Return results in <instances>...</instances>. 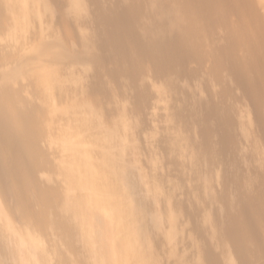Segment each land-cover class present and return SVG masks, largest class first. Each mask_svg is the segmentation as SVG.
<instances>
[{
  "label": "bare ground",
  "instance_id": "6f19581e",
  "mask_svg": "<svg viewBox=\"0 0 264 264\" xmlns=\"http://www.w3.org/2000/svg\"><path fill=\"white\" fill-rule=\"evenodd\" d=\"M39 1L47 6L60 2ZM31 2L0 0V264H155L157 253L177 241L188 251H172L175 264H264L263 177L228 180L222 175L214 189V164L238 168V162L222 150L219 160L212 157L211 126L192 135L185 121L160 139L173 156L185 152L186 159L204 162L205 189L190 212L189 233L180 226L183 211L173 200L175 189H166L162 179L138 175L131 162L115 157L122 131L126 149L137 151L129 139L143 121L118 124L106 137L108 146L98 149L100 163L93 151L72 141L61 143L57 160L47 129L49 113L54 118L67 114L59 102L78 90L101 93L106 101L116 97L117 85L100 84L105 71L117 82L123 76L135 79L146 65L162 74L182 71L192 61L242 42L243 34L232 37L226 30L230 17H249L264 26L263 0H72L68 11L75 23L61 16L57 20L63 28L87 26L80 34L81 48L70 51L60 40L43 41L34 49L36 59L44 61L37 70L19 50L36 30ZM74 65H82L83 73ZM162 93L174 98L172 108L166 106L171 111L183 106L166 88ZM251 93L253 119L260 124L264 94L254 88ZM148 94L136 95L135 110L145 105ZM113 111L107 108L103 116ZM101 120L87 124L99 127ZM208 206L205 224L194 221L193 215ZM225 244L232 252L223 259Z\"/></svg>",
  "mask_w": 264,
  "mask_h": 264
},
{
  "label": "rangeland",
  "instance_id": "374dc122",
  "mask_svg": "<svg viewBox=\"0 0 264 264\" xmlns=\"http://www.w3.org/2000/svg\"><path fill=\"white\" fill-rule=\"evenodd\" d=\"M31 1L34 14L36 13V30L25 37L29 40L24 38L23 41L26 42L25 44L22 42L24 45L19 50L21 49L20 52L31 68L35 67L37 70L44 61L36 59L34 52L36 46L43 41L60 40L68 50H78L81 48L80 34L87 26L74 24L63 28L59 24L58 16L67 19L69 24L70 21L75 23L72 22L75 19L70 18L71 13L68 11L72 0H60L54 6H47L39 0ZM237 1L243 3L247 0ZM229 9H235V6L230 4ZM241 28H245L244 32H241ZM226 30L232 37H237V33L243 34V41L231 44L202 62L192 61L182 71L170 70L162 74L146 65L135 79L127 81L123 76L119 82L105 71L100 84L104 87L117 85L120 88V92L113 99L106 101L101 93L91 96L82 93L83 90H78L81 93L67 96L69 99L65 98L64 101L60 100L59 105L67 107V114L54 118L49 113L47 118L48 143L55 158L60 160L63 151L61 143L72 141L81 144L84 149L93 151L94 157L100 160L98 149L108 146L106 137L118 124L127 125L137 120L143 121L136 135L129 139L130 144L138 146L137 151L133 150L131 154L126 149L128 141L123 138L122 131L120 137H117L121 140L117 144L115 157L131 162L138 175H148L153 182L162 179L164 186L168 187H165L166 189H175L173 200L182 208L180 226L183 223L184 227L182 224L183 228H180L183 230L185 225V230L191 227L190 212L194 208L197 195L205 189L206 178L201 157L186 159L185 152L182 153H185L184 158L180 157L181 152L175 157L161 143L165 135L174 133L183 122H189L186 129L192 135L198 134L208 125L211 126L212 157L216 155L219 160L222 150L237 159L238 168L225 162L221 164L222 167L217 165L218 163L214 164L210 175L214 189L217 188L219 176L222 175L228 180H234L239 176L249 180L255 175L262 176L264 180V170L261 167V162H264V119L260 124L253 119L254 108L251 100L253 88L264 94V26L249 17L237 19L231 16ZM223 42L225 41L221 43ZM216 45L212 48L215 49ZM74 69L75 72L80 70L82 71L80 73H83L82 65H74ZM165 88L180 98L178 99L180 102L178 100L176 102L184 101L183 106L171 111L174 98L172 95L170 97L169 93L166 95L162 93ZM141 91H147L149 94L145 105L140 110H135L133 100ZM166 106L170 107V110ZM107 108H113L114 111L110 116L104 117L103 112ZM90 119H102L101 125L89 126L87 121ZM195 164L199 170L193 169ZM211 209L212 206L201 208L193 215V220L205 224V217ZM175 244L164 246L157 253L155 264H175L176 258H173L172 251L179 254L184 251L187 253V244L182 241ZM223 247L221 257L225 259L232 250L228 244Z\"/></svg>",
  "mask_w": 264,
  "mask_h": 264
}]
</instances>
